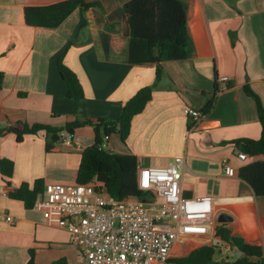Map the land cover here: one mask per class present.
Returning <instances> with one entry per match:
<instances>
[{
    "label": "crops",
    "instance_id": "0c3cea01",
    "mask_svg": "<svg viewBox=\"0 0 264 264\" xmlns=\"http://www.w3.org/2000/svg\"><path fill=\"white\" fill-rule=\"evenodd\" d=\"M58 1L0 0V128H21L23 123L63 128L77 118L116 119L129 99L156 82V65H132L110 56L112 38L131 34L124 9L129 0H87L99 5L77 8L56 28L26 22L27 6ZM184 1L189 56L163 61L153 98L134 116L126 141L119 133L111 135V150L137 155L144 167L167 166L185 156L184 197H213L216 216L228 212L234 217L228 222L232 234L264 248V198L239 177V168L253 158L241 159L237 149L238 140L262 135L257 101L245 86L264 104V0ZM61 56L79 76L84 98L69 96ZM223 75L230 77L229 87L215 94ZM213 100L198 123L187 114V108L204 109ZM114 134L120 137L117 142ZM95 137L93 124H87L75 129L72 140L63 135L47 151L45 130L26 134L20 142L13 132L0 136V158L15 162L10 184L0 171V264H28L31 250L37 264H74L71 249L79 248L72 233L51 225L46 208H28L10 191L39 178L45 185L77 183L83 151ZM226 163L235 167L236 176L225 173ZM7 213L16 218L15 224L3 218ZM202 241L181 238L174 254L187 255Z\"/></svg>",
    "mask_w": 264,
    "mask_h": 264
},
{
    "label": "trees",
    "instance_id": "16d2710c",
    "mask_svg": "<svg viewBox=\"0 0 264 264\" xmlns=\"http://www.w3.org/2000/svg\"><path fill=\"white\" fill-rule=\"evenodd\" d=\"M99 2L87 0H62L47 5H31L25 8L26 22L33 26L56 28L61 25L77 8L89 9ZM131 28L130 36L115 35L111 41L110 56L113 60H125L132 65H156V82L142 87L129 99L119 118H100L94 121L89 118H77L67 126L60 128L50 124H22V127L9 126L0 128V136L13 132L17 140L23 141L26 134H36L41 130L47 132L46 150L51 151L61 139L62 132L74 133L76 128L93 124L96 137L93 145L84 149L77 176V183H90L98 176L101 185L114 197L122 199L137 196L144 199L146 193L140 189L137 174L140 162L132 153H117L103 146L105 134L119 133L126 141L135 115L141 113L153 98V92L164 73L163 61L185 59L189 56L190 36L188 6L184 0H129L124 5ZM60 72L68 84V94L72 98H84L85 91L79 76L59 59ZM4 72L0 71V93L3 87ZM246 92L253 96L258 104L259 118L262 124V135L258 139L244 138L237 141V149L248 153L253 158L239 168V177L247 181L258 197L264 198V104L260 95L249 84ZM221 92L216 86L215 94ZM214 100L202 109L204 115L212 108ZM260 156L261 158L255 159ZM15 162L9 158H0V171L8 184L11 183ZM45 183L42 178L33 185L23 182L21 186L10 191L12 197L21 199L28 208L36 206L38 198L44 193ZM221 243H228L232 251L240 250L242 255L235 261L218 258V243L203 244L189 254L173 259L178 264H264V248L256 243L245 241L232 234L228 223L217 227ZM233 256V255H232ZM28 264H37L35 253L31 250Z\"/></svg>",
    "mask_w": 264,
    "mask_h": 264
},
{
    "label": "built area",
    "instance_id": "2783aa9c",
    "mask_svg": "<svg viewBox=\"0 0 264 264\" xmlns=\"http://www.w3.org/2000/svg\"><path fill=\"white\" fill-rule=\"evenodd\" d=\"M229 80L228 75L219 77L221 90L229 87ZM187 114L196 123L205 116L196 107L187 108ZM61 134L67 140L73 138L71 132ZM110 138L105 134L104 147H110ZM239 157L248 159L249 155L242 151ZM185 167V156H177L167 166L139 165L137 180L146 193L144 199L116 198L96 176L90 183H49L37 205L48 210L51 225L72 233L80 250L78 264H178L173 259L179 257L174 254L179 239H215L218 226L213 197H184ZM225 173L237 175L229 163ZM3 218L16 223L9 213Z\"/></svg>",
    "mask_w": 264,
    "mask_h": 264
},
{
    "label": "rangeland",
    "instance_id": "374dc122",
    "mask_svg": "<svg viewBox=\"0 0 264 264\" xmlns=\"http://www.w3.org/2000/svg\"><path fill=\"white\" fill-rule=\"evenodd\" d=\"M113 136H114L113 138H114V140L116 142L118 140H120V137L118 135L114 134ZM112 145L113 144L110 143V147H108V149H112L111 148ZM217 237H218V235L216 234V238L215 239H213V237H212V239L211 238L210 239L209 238L208 239H204L201 243H198V245L197 244L196 245H193V247L194 246L199 247V246H201L203 244H214V243H218L219 246H220V251H218L217 257L218 258H227L229 256L232 257V255H234V251H232V249H228L226 247V244L225 243H221L220 238L218 239ZM186 243H187L186 240L182 241V244L183 245H186ZM71 252H72V256H71V260L70 261L72 263H74V264H78V262L80 260V251L76 247H74L73 249H71ZM168 264H175V263L169 262Z\"/></svg>",
    "mask_w": 264,
    "mask_h": 264
},
{
    "label": "water",
    "instance_id": "95a60500",
    "mask_svg": "<svg viewBox=\"0 0 264 264\" xmlns=\"http://www.w3.org/2000/svg\"><path fill=\"white\" fill-rule=\"evenodd\" d=\"M234 217L229 214L228 212H222L220 214H218L217 216V220L219 223H228L230 221H233ZM242 255V251L240 250H236L234 255L232 257H230V260L233 262L235 260H237L240 256ZM229 257L227 258H223L222 262H225Z\"/></svg>",
    "mask_w": 264,
    "mask_h": 264
}]
</instances>
